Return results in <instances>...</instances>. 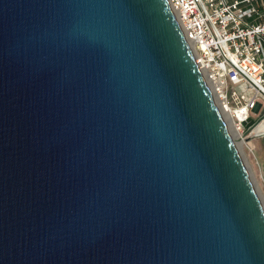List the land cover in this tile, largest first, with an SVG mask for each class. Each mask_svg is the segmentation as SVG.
I'll return each instance as SVG.
<instances>
[{"label":"water","instance_id":"obj_1","mask_svg":"<svg viewBox=\"0 0 264 264\" xmlns=\"http://www.w3.org/2000/svg\"><path fill=\"white\" fill-rule=\"evenodd\" d=\"M0 264H264L168 0H0Z\"/></svg>","mask_w":264,"mask_h":264},{"label":"built area","instance_id":"obj_2","mask_svg":"<svg viewBox=\"0 0 264 264\" xmlns=\"http://www.w3.org/2000/svg\"><path fill=\"white\" fill-rule=\"evenodd\" d=\"M168 1L218 106L245 143L256 138L264 123V12L257 5L263 0Z\"/></svg>","mask_w":264,"mask_h":264},{"label":"rangeland","instance_id":"obj_3","mask_svg":"<svg viewBox=\"0 0 264 264\" xmlns=\"http://www.w3.org/2000/svg\"><path fill=\"white\" fill-rule=\"evenodd\" d=\"M261 129L264 132V125H261ZM240 152L244 155L247 168L264 203V137L259 134L256 138L247 140Z\"/></svg>","mask_w":264,"mask_h":264},{"label":"bare ground","instance_id":"obj_4","mask_svg":"<svg viewBox=\"0 0 264 264\" xmlns=\"http://www.w3.org/2000/svg\"><path fill=\"white\" fill-rule=\"evenodd\" d=\"M190 46L192 47L193 52H195L194 43L190 42ZM208 86H209L210 90L212 91L213 96H214V99L216 100L217 104H219V103H218L219 101H218V99H217V96H216V94L214 93V91L212 90V86H211V84L209 83ZM223 117H224L225 123H227V126H228V128H229V130H230V132H231V135H232L233 139H235V141H236V145H237V147H238V148L240 149V151H241L242 148H243V145H244V143H245V139H244V137H243V136L237 131V129H236L234 123L232 122V119H231V115H230V113H228V112H224V111H223ZM261 125H264V123L260 124L259 127H257V128L255 129V131L253 132V135H254L255 137H256L257 135H259V134H260V137H264V132H263L262 129H261Z\"/></svg>","mask_w":264,"mask_h":264},{"label":"crops","instance_id":"obj_5","mask_svg":"<svg viewBox=\"0 0 264 264\" xmlns=\"http://www.w3.org/2000/svg\"><path fill=\"white\" fill-rule=\"evenodd\" d=\"M239 1H243V0H228V2H230V3H233V2H239ZM257 5H258L259 8L262 10V12H264V0L258 2ZM258 21H261V20L259 19Z\"/></svg>","mask_w":264,"mask_h":264}]
</instances>
